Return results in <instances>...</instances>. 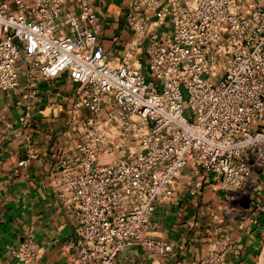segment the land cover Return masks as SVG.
I'll list each match as a JSON object with an SVG mask.
<instances>
[{
  "label": "built area",
  "instance_id": "obj_1",
  "mask_svg": "<svg viewBox=\"0 0 264 264\" xmlns=\"http://www.w3.org/2000/svg\"><path fill=\"white\" fill-rule=\"evenodd\" d=\"M70 4L77 12L61 33ZM118 8L131 64H112L98 43L94 0H0V91L18 86L20 64L30 87L63 72L76 83L81 139L75 158L60 161L53 191L75 211L80 264H119L135 244L173 255L148 232L185 167L198 175L191 193L211 178L243 197L264 174V0H120ZM19 121L28 126V113ZM118 147L124 156L98 162ZM230 247L222 237L181 264H224ZM12 254L36 264L38 249L25 238Z\"/></svg>",
  "mask_w": 264,
  "mask_h": 264
},
{
  "label": "crops",
  "instance_id": "obj_2",
  "mask_svg": "<svg viewBox=\"0 0 264 264\" xmlns=\"http://www.w3.org/2000/svg\"><path fill=\"white\" fill-rule=\"evenodd\" d=\"M94 2L98 43L112 64H131L132 34L124 23V10L118 8L120 0ZM76 12L72 4L62 10L59 32L67 33L62 21ZM75 88L65 72L38 77L30 87L20 64L18 86L0 91V264H16L12 252L25 238L38 249L36 264H80L75 211L53 191L60 161L75 158L72 145L81 139L80 121L72 112ZM26 112L29 124L23 127L19 119ZM118 156H124L121 147L97 160L103 163ZM256 174L257 186L243 197L222 190L211 178L204 180L200 192L191 193L198 175L185 167L171 198L157 204L148 232L169 242L174 254L154 255L135 244L118 255L119 264L199 261L225 236L231 247L224 264H264V211L256 208L264 203V174Z\"/></svg>",
  "mask_w": 264,
  "mask_h": 264
},
{
  "label": "rangeland",
  "instance_id": "obj_3",
  "mask_svg": "<svg viewBox=\"0 0 264 264\" xmlns=\"http://www.w3.org/2000/svg\"><path fill=\"white\" fill-rule=\"evenodd\" d=\"M165 28V26L164 27H162V29H164ZM186 103H184V111L186 112ZM124 152V151H123Z\"/></svg>",
  "mask_w": 264,
  "mask_h": 264
}]
</instances>
